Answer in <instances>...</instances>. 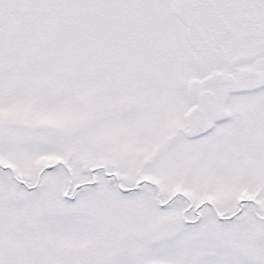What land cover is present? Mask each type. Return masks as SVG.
Returning <instances> with one entry per match:
<instances>
[{
	"label": "snow or ice",
	"instance_id": "snow-or-ice-1",
	"mask_svg": "<svg viewBox=\"0 0 264 264\" xmlns=\"http://www.w3.org/2000/svg\"><path fill=\"white\" fill-rule=\"evenodd\" d=\"M0 264H264V0H0Z\"/></svg>",
	"mask_w": 264,
	"mask_h": 264
}]
</instances>
